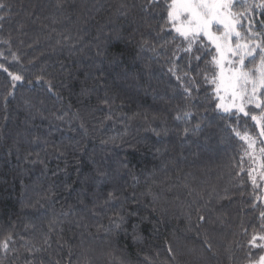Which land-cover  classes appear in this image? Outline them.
<instances>
[{
	"label": "trees",
	"instance_id": "16d2710c",
	"mask_svg": "<svg viewBox=\"0 0 264 264\" xmlns=\"http://www.w3.org/2000/svg\"><path fill=\"white\" fill-rule=\"evenodd\" d=\"M261 2L237 9L264 45ZM168 3L0 0V264L262 256L260 109H219L217 54L185 51Z\"/></svg>",
	"mask_w": 264,
	"mask_h": 264
},
{
	"label": "snow or ice",
	"instance_id": "6c2138e0",
	"mask_svg": "<svg viewBox=\"0 0 264 264\" xmlns=\"http://www.w3.org/2000/svg\"><path fill=\"white\" fill-rule=\"evenodd\" d=\"M236 2L247 4V0H236ZM233 3L234 0H170V3L166 5V15L168 21L175 26L179 37L187 43L186 52L192 51L194 45L197 51L201 49L207 51V45L213 46L212 50L218 55L213 56L212 61L221 69L220 81L213 80L217 87V93L221 87H224L231 91L233 98H239L244 103L253 104L255 108L260 109L261 116L259 118L251 116V119L259 123V135L262 137L260 143L264 144V99L260 98L264 96V45L236 44L233 47L229 44L233 35L240 38V33L235 31L239 18L231 10ZM249 7L251 6L249 5ZM261 7H264V0L261 2ZM214 26L222 27L224 31L217 35L213 31ZM202 41H206V43H202ZM257 49H259L258 53ZM229 56L232 57L231 60L227 59ZM195 58L200 59V57ZM246 58L253 64L258 58L259 64L246 68ZM225 63L233 65L227 69V75H225ZM0 67L3 66L0 65ZM21 79V76H13V80ZM258 89L260 90L259 96L257 95ZM224 110L228 111L229 109L225 107ZM239 111L245 116L249 115L245 112L243 103L239 105ZM248 140L249 148L254 147L256 141L250 137ZM260 151L264 155V149ZM253 239L255 240V237ZM260 239H264V237H260ZM0 247L7 249L8 242H0ZM255 264H264V256H261Z\"/></svg>",
	"mask_w": 264,
	"mask_h": 264
},
{
	"label": "rangeland",
	"instance_id": "374dc122",
	"mask_svg": "<svg viewBox=\"0 0 264 264\" xmlns=\"http://www.w3.org/2000/svg\"><path fill=\"white\" fill-rule=\"evenodd\" d=\"M238 5H239V3H237L236 0H234V3H233L231 10L233 13H236L238 18H239V23H237L235 26V31L240 33V38H237L235 35H233L229 40V44H231L233 47L236 44H249V45L261 44V42H258V40L255 38L256 35H255L254 31L252 30V28L249 27V23H250L249 19H245V21L243 20V15L245 17L246 15L251 14V13H244V12L242 13L241 10L237 9ZM243 22H246V23H243ZM213 31L216 32L217 35H219L224 31V29L222 27L217 28L216 26H214ZM258 50L259 49L256 50L257 53H258ZM227 59L231 60L232 57L229 56V57H227ZM248 62H250V60L246 58L245 59L246 68H250ZM258 63H259V61H256V65ZM256 65H254V66H256ZM232 66L233 65L228 64V63L224 64L225 75L228 74L227 69L229 67H232ZM217 68H218V74H217L216 81L219 82L221 69L218 66H217ZM215 93L217 96L218 105H220L219 109L223 112L242 113L239 111V105H241L242 103L244 106V110L247 113L250 112L249 111L250 108L255 107L253 104L244 103L239 98H233L231 95V91L226 90L224 87H221L218 93H217V87H215ZM257 95L258 96L260 95L259 89L257 91ZM225 107H227L229 110L225 111L224 110ZM242 114H244V113H242ZM254 116L259 118L261 116V111L259 114H254ZM256 123L258 124L257 134H251L249 132H243V133H241V137L246 141L247 145H249V140H248L249 137L256 141L254 147L249 148V150L247 152V156L249 157L251 163L253 164V178L255 180V183L258 186L263 187V191H264V167H262V164H264V155H262V153L260 151L261 149H264V144L260 143V140L262 139V137L259 135L260 125L257 121H256ZM263 196H264V194H263ZM260 237H264V233L261 234L258 238L259 244L261 245V247L264 250V239H260ZM262 256H264V252H263Z\"/></svg>",
	"mask_w": 264,
	"mask_h": 264
}]
</instances>
